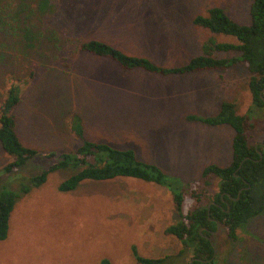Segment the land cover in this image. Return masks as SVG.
I'll list each match as a JSON object with an SVG mask.
<instances>
[{"label":"rangeland","instance_id":"obj_1","mask_svg":"<svg viewBox=\"0 0 264 264\" xmlns=\"http://www.w3.org/2000/svg\"><path fill=\"white\" fill-rule=\"evenodd\" d=\"M251 5L252 0H0V107L8 88L18 85L21 102L14 114L22 142L42 152L73 151L80 144L71 129L77 115L88 139L133 148L174 180L173 189L120 177L61 192L58 185L73 170H56L16 203L8 237L0 241V264H100L103 258L140 264L134 249L154 258L181 251L180 240L165 233L180 218L173 196L195 185L207 165L231 162L235 133L230 125L209 126L188 116H213L224 101L233 102L252 127L251 143L263 141L264 106L253 104L249 72L240 62L202 72L211 77L201 71L163 76L125 70L79 45L102 40L157 64L179 66L203 53L210 37L238 43L195 25L198 15L218 6L250 24ZM12 160L0 144V189L40 174L52 162L39 155L6 173ZM190 201L184 198V211ZM211 239L215 264H264V212L238 230L237 240L222 227ZM171 261L190 264L191 255Z\"/></svg>","mask_w":264,"mask_h":264},{"label":"trees","instance_id":"obj_2","mask_svg":"<svg viewBox=\"0 0 264 264\" xmlns=\"http://www.w3.org/2000/svg\"><path fill=\"white\" fill-rule=\"evenodd\" d=\"M252 22L241 24L218 6L207 15H198L195 25L213 34L232 35L238 43L217 42L210 37L203 43V53L179 66H163L145 56L131 55L102 40L90 39L80 43L81 51L110 59L122 69H141L149 73L171 76L205 70H226L238 62L249 72L248 85L253 104L264 106V0H252ZM238 51L240 56L218 57L215 52ZM0 107V144L13 160L4 166L6 173L27 164L36 156L48 159L50 165L28 180H17L13 187L0 189V241L8 237L10 220L16 203L33 189L41 187L50 174L70 168L72 175L58 185L61 192L74 191L84 182L107 181L120 177L141 179L173 189L174 180L156 164L141 160L133 148H118L104 141L88 139L81 116L71 120V129L80 142L73 151H40L26 146L16 130L15 108L21 102L20 88L12 84ZM190 121L209 126L230 125L235 133L232 140L233 157L228 165H207L195 185L174 194L180 218L166 227L165 233L175 235L183 247L177 255L162 258L135 256L140 264H171L173 258L191 255L192 264H215L214 247L208 237L217 228V222L230 239H238V230L248 221L264 212V144L251 143V125L245 115L237 113L236 104L224 101L213 116L189 115ZM264 142V139L263 141ZM262 155H261V154ZM26 182H23L25 181ZM191 200L183 210L184 198ZM211 203L210 208H208ZM210 210V214H209ZM212 218V220H210ZM100 264H113L103 258ZM191 264V262H190Z\"/></svg>","mask_w":264,"mask_h":264},{"label":"water","instance_id":"obj_3","mask_svg":"<svg viewBox=\"0 0 264 264\" xmlns=\"http://www.w3.org/2000/svg\"><path fill=\"white\" fill-rule=\"evenodd\" d=\"M259 143L264 144V142H259ZM259 143H257L256 146H258ZM260 154H261V153H260ZM261 155H262V154H261ZM210 206H211V203L209 204L208 208H210ZM209 214H210V210H209ZM210 220H212V218H210ZM220 227H221L220 223L217 222V228H216V230H214V231L211 230V231H210L211 234L217 233V232L219 231ZM208 238L210 239V241H211V243H212V245H213V247H214V255H213V257L209 260V261H213V260L215 259V257H216V248H215V245H214V243H213L211 237H208ZM193 261H194V259L191 261V264H192Z\"/></svg>","mask_w":264,"mask_h":264},{"label":"crops","instance_id":"obj_4","mask_svg":"<svg viewBox=\"0 0 264 264\" xmlns=\"http://www.w3.org/2000/svg\"><path fill=\"white\" fill-rule=\"evenodd\" d=\"M208 71H212V70L201 71L200 74H203L202 72H208ZM215 71H217V70H215ZM204 74H205V73H204ZM204 74H203V76H206V75H204ZM207 76H210V75H207ZM207 76H206V77H207ZM216 76H217V78H221L222 82L224 81V80L222 79V76H221V75L217 74ZM210 77H211V76H210Z\"/></svg>","mask_w":264,"mask_h":264}]
</instances>
